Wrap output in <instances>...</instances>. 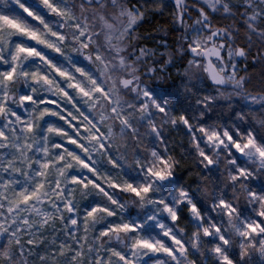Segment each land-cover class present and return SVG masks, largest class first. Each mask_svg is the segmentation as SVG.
Returning a JSON list of instances; mask_svg holds the SVG:
<instances>
[{
    "label": "snow or ice",
    "instance_id": "1",
    "mask_svg": "<svg viewBox=\"0 0 264 264\" xmlns=\"http://www.w3.org/2000/svg\"><path fill=\"white\" fill-rule=\"evenodd\" d=\"M0 264H264V0H0Z\"/></svg>",
    "mask_w": 264,
    "mask_h": 264
},
{
    "label": "trees",
    "instance_id": "2",
    "mask_svg": "<svg viewBox=\"0 0 264 264\" xmlns=\"http://www.w3.org/2000/svg\"><path fill=\"white\" fill-rule=\"evenodd\" d=\"M157 20H159L160 24H163L164 23V19L163 18H156ZM150 23H155V21H152ZM150 30V29H149Z\"/></svg>",
    "mask_w": 264,
    "mask_h": 264
},
{
    "label": "clouds",
    "instance_id": "3",
    "mask_svg": "<svg viewBox=\"0 0 264 264\" xmlns=\"http://www.w3.org/2000/svg\"><path fill=\"white\" fill-rule=\"evenodd\" d=\"M179 175L182 177L183 174L181 173V174H179Z\"/></svg>",
    "mask_w": 264,
    "mask_h": 264
}]
</instances>
